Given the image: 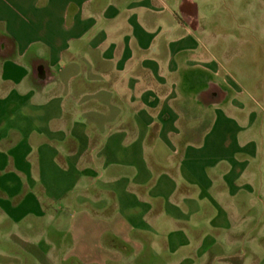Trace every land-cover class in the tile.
Here are the masks:
<instances>
[{"label": "crops", "instance_id": "crops-1", "mask_svg": "<svg viewBox=\"0 0 264 264\" xmlns=\"http://www.w3.org/2000/svg\"><path fill=\"white\" fill-rule=\"evenodd\" d=\"M220 7L249 13L231 53L193 34ZM263 41L264 0H0V215L27 221L5 236L31 264H264L263 153L233 111Z\"/></svg>", "mask_w": 264, "mask_h": 264}, {"label": "rangeland", "instance_id": "rangeland-1", "mask_svg": "<svg viewBox=\"0 0 264 264\" xmlns=\"http://www.w3.org/2000/svg\"><path fill=\"white\" fill-rule=\"evenodd\" d=\"M161 12L164 13L165 11L161 10ZM247 13L248 11H234L228 7L201 10L199 11V23L204 19L206 20L204 23H202V25H200L199 28H194L193 34H200L201 32L199 31V29L201 28L204 29V31H202V34H215L216 36L217 34H220L219 38H216L217 41H220L218 44H216V46H220V48L222 47L225 52L231 53L234 48L233 42L236 40L237 34H247V32L244 31L242 25L239 23L240 17L244 18V14ZM208 20L210 22H207ZM161 34L163 35V37L164 35L168 34V27L166 24H162ZM163 43L165 45L168 44L166 42H155L154 47L157 48L159 45L162 46ZM205 45H207L206 47H208L209 50L214 51L215 43L207 42L205 43ZM256 62L257 65L255 67L254 74L251 75L250 85H246L245 87L239 85V87L236 88L235 86L233 88L235 96L240 100V106L237 105L236 107H233V111L235 112L234 114L236 115L238 124L243 127V129H245L247 133L249 132L252 136H255L254 140L257 143L256 145L259 149V154L263 153L261 154V156L263 155L262 160L264 161V41L260 42L257 45ZM232 76L225 73L221 76V80L223 82L229 83L230 79H232V82H235L237 84L238 81H242L240 75H238L239 78L237 77V75H234L233 77ZM75 92L79 93L81 91L77 90ZM113 92L114 94L117 93L116 90H113ZM81 94L86 95L88 93L87 91H82ZM64 109L67 113L71 114V107L67 105L64 107ZM224 110L226 111V107H224ZM79 124L86 125L87 123L81 122ZM201 125H203V123H200V129L204 127ZM1 208L3 209V207ZM21 211V208L17 209V214L20 215ZM14 215L15 212L11 213V216ZM24 219L25 218L21 219L22 222L19 221L21 222L20 225H22V227H26L25 223L27 221H25ZM20 225L15 228V224H8L6 218L0 215V264H31L30 258H28L30 255L29 251L27 250L28 246L18 240V238L23 239L24 236L22 233H18L17 231L19 230L17 228ZM9 228L12 230V232L16 233L18 238H9L8 236H5V229ZM257 241L255 242L254 249H252L250 253L248 251L245 256L247 263L252 258H255L257 260H264L263 245L259 244V240ZM246 246L247 244L242 247L243 250H241V252L243 255L247 251L248 247L246 248Z\"/></svg>", "mask_w": 264, "mask_h": 264}]
</instances>
